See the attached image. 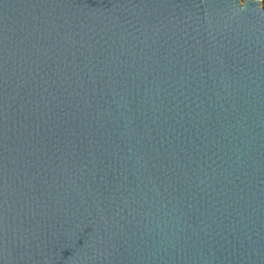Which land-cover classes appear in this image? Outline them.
I'll return each instance as SVG.
<instances>
[{
  "label": "water",
  "instance_id": "1",
  "mask_svg": "<svg viewBox=\"0 0 264 264\" xmlns=\"http://www.w3.org/2000/svg\"><path fill=\"white\" fill-rule=\"evenodd\" d=\"M0 264H264L261 0H0Z\"/></svg>",
  "mask_w": 264,
  "mask_h": 264
},
{
  "label": "trees",
  "instance_id": "2",
  "mask_svg": "<svg viewBox=\"0 0 264 264\" xmlns=\"http://www.w3.org/2000/svg\"><path fill=\"white\" fill-rule=\"evenodd\" d=\"M262 5L264 6V0H262Z\"/></svg>",
  "mask_w": 264,
  "mask_h": 264
},
{
  "label": "rangeland",
  "instance_id": "3",
  "mask_svg": "<svg viewBox=\"0 0 264 264\" xmlns=\"http://www.w3.org/2000/svg\"><path fill=\"white\" fill-rule=\"evenodd\" d=\"M261 4H262V0H261ZM263 6V5H262ZM264 7V6H263Z\"/></svg>",
  "mask_w": 264,
  "mask_h": 264
}]
</instances>
